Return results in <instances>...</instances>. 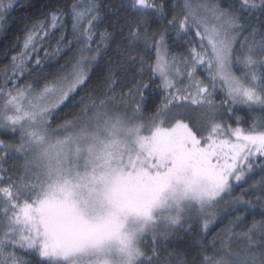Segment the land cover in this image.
Segmentation results:
<instances>
[{"label": "snow or ice", "instance_id": "obj_1", "mask_svg": "<svg viewBox=\"0 0 264 264\" xmlns=\"http://www.w3.org/2000/svg\"><path fill=\"white\" fill-rule=\"evenodd\" d=\"M5 10L0 2V22ZM120 12L127 48L119 50V62L109 61L106 75L101 72L103 98L78 102L74 119L53 128L55 113L77 103L108 54L106 41L114 39L98 31L105 13L96 0L72 4L69 22L60 9L35 22L10 72L4 71L0 134L19 132V141L0 140V159L11 150L22 163L0 166V264H161L155 246L151 254L142 246L146 234L155 245L180 230L193 231L194 224L207 230L206 217L221 205L226 215L239 213L230 224L246 219L249 207L264 208V175L249 183L257 169L264 173V124L242 127L239 117L233 125L220 115L222 108L235 111L233 105L264 106V77L256 71L264 65V20L259 27L252 22L257 12L264 17V0L226 6L121 0ZM56 32L50 53L45 44ZM180 40L187 51L172 54L169 41ZM141 44L148 55L134 56ZM63 48L74 53L55 79L18 83ZM237 63L247 69L244 75L233 71ZM125 65H138L131 81ZM121 73L123 83L115 79ZM217 90L223 94L219 105L212 99ZM153 91L162 98L145 117ZM233 237L242 247L233 248ZM220 244V258L205 256L201 264H264V220L239 233L226 227Z\"/></svg>", "mask_w": 264, "mask_h": 264}, {"label": "trees", "instance_id": "obj_2", "mask_svg": "<svg viewBox=\"0 0 264 264\" xmlns=\"http://www.w3.org/2000/svg\"><path fill=\"white\" fill-rule=\"evenodd\" d=\"M213 4H220L226 6L231 3V0H209ZM88 0H14L11 7L5 10L6 19H3L0 27V84L4 83V71L6 68L9 69L12 61V57L17 55L21 51V44L26 35V29H31L32 25L37 21H44L46 14L55 10L60 9L65 11L67 14L64 16V21H70V8L71 5L76 3L80 5L87 4ZM184 0H171L173 5H183ZM105 13L103 16V23L99 25L98 31L107 30L113 34L114 39L106 41L108 45L106 51L107 55L104 56L102 61H99L100 68H97L95 72L91 73V80L88 82L87 87L82 88L75 97L77 102L75 105L69 104L55 113L53 121V128H56L59 124H62L65 120H72L78 114L82 105L78 102L83 100L84 103L89 102L90 96H97L102 99L100 92L104 90V80L101 75L102 70L107 74V69L112 65L109 61L117 63L120 61L121 56L119 50L121 48H127V43L124 37L127 36V28L124 27V21L126 19L123 12L117 13V9L121 4V0H96ZM177 12L180 8L175 9ZM171 11V9H170ZM264 17H261L259 12L256 13L255 18H252V22L259 27ZM156 25H153L155 27ZM68 31L65 33L69 38L70 36V23H68ZM123 31V36L121 35ZM195 29H192L190 38L193 43L196 44L199 41L198 37H195ZM59 32L50 39L45 47L48 48L49 52L52 53L55 48V40L58 38ZM259 37H257L258 39ZM98 39V36L96 37ZM169 47L172 54L180 55L187 51L189 45L184 41L180 40L175 43L169 41ZM74 53V49L63 48L58 54H52L49 58L44 59L42 65L32 74H24L18 81L20 85L25 83H32L39 81L42 85L44 83V77L49 80L55 79L57 73L60 72L61 66L65 65L69 57ZM147 56L148 53L141 44L138 48L133 51V55L137 54ZM43 56V51L40 52ZM129 69L127 73L128 80H132V74L136 71L138 65H125ZM234 72L236 75L241 76L239 68L234 65ZM115 71V69H114ZM258 75L264 77V66H258ZM62 74V73H60ZM125 73H121L120 76L115 79L120 80L123 83V76ZM139 79V76L136 77ZM159 81L157 80V83ZM126 90V89H125ZM121 93L119 86L115 89L116 96ZM162 98V93L153 91L152 100L148 107L143 108L142 115L147 117L155 110V105L159 104ZM217 105L223 99V94L217 90L216 94L212 97ZM117 100L115 103H119ZM134 106V105H132ZM193 109L195 105L191 106ZM235 111L229 113L227 108L220 109V115L224 120L235 125L236 118L243 122L242 127H248L252 125L259 126L264 124V106H247V105H233ZM198 113L196 111L191 112V122H195ZM147 123V121H144ZM0 140L5 143H17L19 141V132L15 135L12 134H0ZM3 156V152L0 151V157ZM22 163L21 159H18V154L9 150L7 159H0V166L4 168H12ZM264 175L259 169L251 177L249 183L258 181L260 177ZM244 188H248V184L243 185ZM239 188L236 189V193L239 194ZM248 198V197H246ZM253 200L255 197H251ZM264 208L260 206L249 207L248 212L244 215L247 217L240 218L236 224H230L229 221L233 220L239 213H232L231 215L225 214V208L223 205L219 207L216 215L210 220L207 230H202L197 225H193V231L188 232L180 230L173 233L167 239L159 238L157 243L153 245V237L145 236L142 246L145 250L151 254L153 246H155L159 253L161 264H201V261L205 256L209 257L210 260L219 259L222 255V247L220 244V237L224 234L226 227H232L237 233L246 230L247 226H250L253 222H259L264 220ZM207 218V217H206ZM199 233V235H197ZM227 240V237H224ZM233 248L242 247V241L239 238L233 237L232 239ZM219 250V251H218Z\"/></svg>", "mask_w": 264, "mask_h": 264}, {"label": "rangeland", "instance_id": "obj_3", "mask_svg": "<svg viewBox=\"0 0 264 264\" xmlns=\"http://www.w3.org/2000/svg\"><path fill=\"white\" fill-rule=\"evenodd\" d=\"M0 2H2L5 5V9H7V8H9V7H7V5H9V4L12 5L13 2H14V0H0ZM204 2L212 3L209 0H192L193 6H196V5L201 4V3H204ZM0 27H1V22H0ZM241 39H242V37H241ZM22 45H23V42L21 44V49H22ZM236 47L239 48V44H237ZM234 65L239 68L240 74L244 75L247 72V69H245L242 65H240L238 63L237 64H234ZM260 66H264V65H260ZM257 69H258V67H257ZM257 69H256V71H257ZM233 71H234V69H233ZM257 74H258V71H257ZM116 105L119 106L121 108V110H123V105H121L120 102L119 103H116ZM253 106H261V105H258L257 104V105H253ZM129 115H131V112H129ZM207 219L212 220L213 217L210 216V217H207ZM146 236H152V234L151 233H148V234H146Z\"/></svg>", "mask_w": 264, "mask_h": 264}]
</instances>
